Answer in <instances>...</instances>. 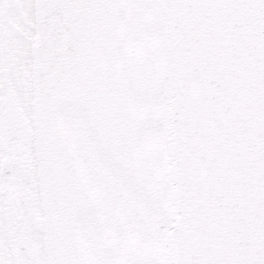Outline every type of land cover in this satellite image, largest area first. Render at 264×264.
<instances>
[{"label": "snow or ice", "instance_id": "obj_1", "mask_svg": "<svg viewBox=\"0 0 264 264\" xmlns=\"http://www.w3.org/2000/svg\"><path fill=\"white\" fill-rule=\"evenodd\" d=\"M0 264H264V0H0Z\"/></svg>", "mask_w": 264, "mask_h": 264}]
</instances>
